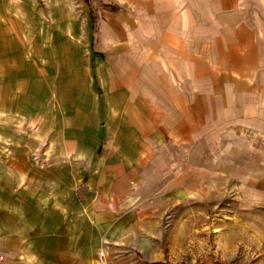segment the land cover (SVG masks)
<instances>
[{"label":"rangeland","instance_id":"rangeland-1","mask_svg":"<svg viewBox=\"0 0 264 264\" xmlns=\"http://www.w3.org/2000/svg\"><path fill=\"white\" fill-rule=\"evenodd\" d=\"M260 3L0 0V205L22 208L35 188L43 203L63 145L100 155L110 83L141 81L164 98L166 131L147 150L136 220L158 248L144 264H264ZM12 187L25 194L1 199ZM19 255L3 264H29Z\"/></svg>","mask_w":264,"mask_h":264},{"label":"crops","instance_id":"crops-1","mask_svg":"<svg viewBox=\"0 0 264 264\" xmlns=\"http://www.w3.org/2000/svg\"><path fill=\"white\" fill-rule=\"evenodd\" d=\"M259 6L264 8V4ZM258 47L259 54L264 55V37L259 38ZM110 86L114 93H108V112L104 116L109 126L100 129L105 134L101 137L107 140L104 151L99 155L100 145L86 154L89 151L78 139L75 148L63 145L65 158L60 162V173L53 171L58 161L51 160L45 168L43 177L49 192H44L43 203L35 188L28 192L29 203L22 208L14 203L0 205L1 264L8 258L12 262L20 253L31 258L29 264L37 258L38 264H100L97 253L102 247L109 252L110 264H144L146 256L156 258L153 249L158 248L157 242L148 238L136 219L149 196L141 192L149 143L157 145L156 136L161 142L166 138L165 100L152 95L141 81L114 80ZM178 98L180 103L191 100ZM13 151L15 156L14 145ZM74 152L75 185L74 171L70 170L73 162L69 159ZM32 181H36L34 177ZM11 189L9 195L2 192L1 199L25 194ZM54 189L59 193L54 195ZM26 247L30 253L21 250Z\"/></svg>","mask_w":264,"mask_h":264},{"label":"built area","instance_id":"built-area-1","mask_svg":"<svg viewBox=\"0 0 264 264\" xmlns=\"http://www.w3.org/2000/svg\"><path fill=\"white\" fill-rule=\"evenodd\" d=\"M108 256H109V252L107 251V249L105 247L100 248L98 250L97 258H98V261L100 262V264H110L109 260H108ZM3 260H4L3 255H0V263H2Z\"/></svg>","mask_w":264,"mask_h":264},{"label":"bare ground","instance_id":"bare-ground-1","mask_svg":"<svg viewBox=\"0 0 264 264\" xmlns=\"http://www.w3.org/2000/svg\"><path fill=\"white\" fill-rule=\"evenodd\" d=\"M54 10V9H53ZM43 45V44H42Z\"/></svg>","mask_w":264,"mask_h":264}]
</instances>
